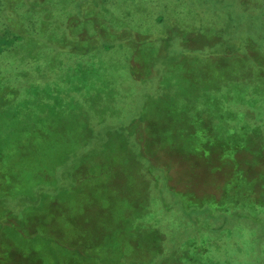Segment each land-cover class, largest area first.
I'll use <instances>...</instances> for the list:
<instances>
[{
    "label": "trees",
    "instance_id": "trees-1",
    "mask_svg": "<svg viewBox=\"0 0 264 264\" xmlns=\"http://www.w3.org/2000/svg\"><path fill=\"white\" fill-rule=\"evenodd\" d=\"M176 1L0 0V264H230L246 230L264 257V0Z\"/></svg>",
    "mask_w": 264,
    "mask_h": 264
},
{
    "label": "rangeland",
    "instance_id": "rangeland-1",
    "mask_svg": "<svg viewBox=\"0 0 264 264\" xmlns=\"http://www.w3.org/2000/svg\"><path fill=\"white\" fill-rule=\"evenodd\" d=\"M65 0H57V7H59ZM118 1V3L116 2ZM151 1L153 0H143L141 6H133L131 7L132 0H111V12L112 14L114 11L123 12L124 10H140L145 8V12L154 11L151 7ZM238 1V0H236ZM240 1V0H239ZM210 0H186L182 3L176 1L172 4L171 10L179 11L181 7L187 9L188 11L191 9V14H195L196 12L202 13L204 8L209 7ZM217 5L225 4V0H214ZM194 6V10H193ZM170 10V12H171ZM197 10V11H196ZM195 12V13H194ZM125 17V16H121ZM161 17V16H159ZM195 17V16H194ZM153 20H156L157 15L154 14L152 16ZM193 20V16L191 15ZM196 18V17H195ZM185 20H189L187 15H184ZM228 20L227 12L224 10L221 11L219 16L220 23L225 24ZM48 49H52L51 46H48ZM52 51V50H51ZM46 59L48 64L55 65L57 60H60L59 57H55L54 52H48L46 55ZM113 81V80H112ZM77 83H75L76 85ZM62 100L59 99L55 101V106L57 111L53 114L52 117L49 118V126H48V133L53 136L56 134H64V138L61 140L60 144L58 145L59 148L65 150H78L84 147V144H80V137L82 134L81 128L84 123L92 125L95 123L92 118V109L88 106V104H82L83 102L79 103L76 100L70 99V106L67 107L65 104L62 107ZM36 113V110L35 112ZM51 144L53 143V139L50 138ZM95 148V147H94ZM79 194L75 193L74 196L77 197ZM241 234V233H240ZM238 233L235 234V241L237 240V245L233 244L228 246L227 244L223 245L220 251V255L217 259L229 261L230 264H239V262H243L245 260V264H264V257H262L258 253L256 242L254 241V236L250 233V231L246 230L244 234L240 235ZM240 235V236H239ZM250 245L252 249H249ZM46 249V256H47V249L48 246H44ZM242 252V253H241ZM250 254V255H246ZM249 256V257H248ZM250 258V259H248Z\"/></svg>",
    "mask_w": 264,
    "mask_h": 264
}]
</instances>
